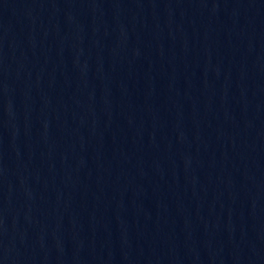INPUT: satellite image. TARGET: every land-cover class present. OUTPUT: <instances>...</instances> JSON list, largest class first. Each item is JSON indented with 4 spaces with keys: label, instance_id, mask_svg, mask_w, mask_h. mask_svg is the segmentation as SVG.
Wrapping results in <instances>:
<instances>
[{
    "label": "water",
    "instance_id": "95a60500",
    "mask_svg": "<svg viewBox=\"0 0 264 264\" xmlns=\"http://www.w3.org/2000/svg\"><path fill=\"white\" fill-rule=\"evenodd\" d=\"M264 202V0H0V264H219Z\"/></svg>",
    "mask_w": 264,
    "mask_h": 264
}]
</instances>
